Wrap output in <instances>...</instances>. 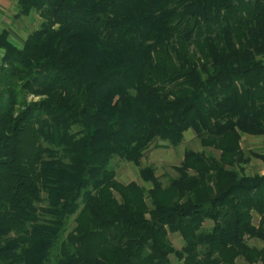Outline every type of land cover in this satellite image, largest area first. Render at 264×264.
<instances>
[{
    "label": "trees",
    "instance_id": "trees-1",
    "mask_svg": "<svg viewBox=\"0 0 264 264\" xmlns=\"http://www.w3.org/2000/svg\"><path fill=\"white\" fill-rule=\"evenodd\" d=\"M17 9L42 23L3 45L0 264H264V175L245 170L264 155L241 147L264 137V0ZM187 131L217 155L185 150L166 186L116 180Z\"/></svg>",
    "mask_w": 264,
    "mask_h": 264
},
{
    "label": "rangeland",
    "instance_id": "rangeland-1",
    "mask_svg": "<svg viewBox=\"0 0 264 264\" xmlns=\"http://www.w3.org/2000/svg\"><path fill=\"white\" fill-rule=\"evenodd\" d=\"M23 18L18 24L21 41L24 43L26 38L33 32L39 29L42 20L37 14L30 13L28 16L19 17ZM28 101L37 102L39 98L28 96ZM241 147L244 152H255L264 155V137H254V136H243L241 140ZM185 150H191L194 152H215L207 149H203L195 134L192 131H187L184 134V140L178 147H165L164 143L158 142L157 146H152L149 150L144 153V156L140 160L139 164L132 163H122L115 160L112 164L114 171L116 173V180L121 184L136 183L137 185L149 189L151 185L144 182L140 176V170L142 168H152L156 178L159 182L166 186L169 180L176 176L174 168L178 167L182 161L183 153ZM246 172L250 175L252 174H263L264 165L262 162L256 159H252L250 164L246 166ZM254 224L257 223V218H254ZM209 226V224L205 225ZM169 241L176 250H180L182 247V240L176 234L168 235ZM248 244L257 248L262 247V243L258 241H248ZM171 261L175 263V259L171 257ZM177 263V262H176ZM237 264H246L242 259L236 261Z\"/></svg>",
    "mask_w": 264,
    "mask_h": 264
},
{
    "label": "crops",
    "instance_id": "crops-1",
    "mask_svg": "<svg viewBox=\"0 0 264 264\" xmlns=\"http://www.w3.org/2000/svg\"><path fill=\"white\" fill-rule=\"evenodd\" d=\"M19 0H0V66L5 55L3 45L11 44L21 48L23 42L20 40V29L17 23L23 18H17V4ZM264 175V172L263 174Z\"/></svg>",
    "mask_w": 264,
    "mask_h": 264
}]
</instances>
